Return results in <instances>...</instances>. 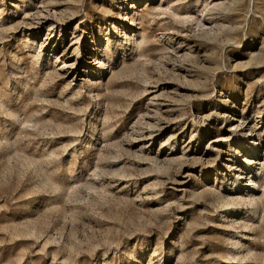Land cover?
Instances as JSON below:
<instances>
[{
	"label": "rangeland",
	"instance_id": "374dc122",
	"mask_svg": "<svg viewBox=\"0 0 264 264\" xmlns=\"http://www.w3.org/2000/svg\"><path fill=\"white\" fill-rule=\"evenodd\" d=\"M159 1L0 0V264H264V0Z\"/></svg>",
	"mask_w": 264,
	"mask_h": 264
},
{
	"label": "bare ground",
	"instance_id": "6f19581e",
	"mask_svg": "<svg viewBox=\"0 0 264 264\" xmlns=\"http://www.w3.org/2000/svg\"><path fill=\"white\" fill-rule=\"evenodd\" d=\"M134 2H136L137 3V0H134ZM160 3H159V5L158 6H156V7H154V8H151L150 10L153 12L152 14L151 13H148V14H146V15H148V16H151L150 18H151V20L149 21V23H151V22H153L154 20H157L158 22L159 21H161L162 20V18L160 19L159 18V16L160 15H163V14H166V13H169V16L171 17V22L170 23H166L165 24V22H161V24H159L161 27V29L163 30V31H168V30H173V32H171V33H174V34H176V35H178V34H180V33H183L184 31H185V29H184V26H183V24L186 22H195L194 24H196V28H198V32L199 33H202V34H206V35H208V34H210V33H214V32H217L218 30L216 29V26H209V27H205L206 26V24L205 23H201V21L199 20V19H197V18H195V17H192V16H190V15H185V16H179V14H177L176 12H174V11H172V10H170L171 8L169 7V6H166V7H162L161 6V2H163V0H160L159 1ZM136 3H134L133 4V6L131 7L132 9H134V7H135V4ZM147 3H149V2H147ZM194 6L195 7H198V5H197V3H195L194 4ZM209 6V4L207 3V2H204V5H203V8L204 9H206L207 7ZM212 8L213 9H215V6H214V4L212 5ZM201 10L199 9L197 12H196V15H198L199 16V12H200ZM125 15H126V13H125ZM137 17H139V18H144L145 17V15H143V14H140L139 16H137V15H135V14H133V15H131V17L129 18V21H131V23L132 22H135V20H138V18ZM192 17V18H191ZM123 19H127V17L126 16H124V18ZM212 21V20H211ZM211 21L210 20H208V22L207 23H210L211 24ZM140 22H141V20L139 19V24H140ZM170 24H172V26L173 27H170L169 25ZM203 27H204V29H203ZM205 29H208V30H205ZM140 35V36H139ZM138 36L140 37V39H141V41H139V42H137V40L136 39H132L131 38V35H125V41L127 42V43H130L131 45H132V51L133 50H140L141 48H142V46L144 45V43H145V37H144V35H142L140 32L138 33ZM78 54V52H76V55ZM131 55H133V56H135L136 57V61L137 60H139V58L141 57V55H140V53L139 52H137V51H135V52H131ZM57 55H55L54 57H56ZM100 61V60H99ZM61 65H63V64H61ZM101 66H104V65H101ZM65 68H69V69H72L73 68V66L71 67V66H66V64H64L63 66H61L60 67V69H65ZM70 71V70H69ZM90 70H86V72H89ZM68 73V71H65L64 72V74H67ZM90 74H92L93 72H89ZM16 118V117H15ZM246 122H245V120L244 121H241V120H239V122H238V124H237V126H236V128H238V127H240V126H243L244 124H245ZM245 126H247V125H245ZM148 133V135H151V132H147ZM142 136H144V135H142ZM254 143V141H252V144ZM145 147H142V148H140L141 150H143ZM252 149H253V153H255L254 155H255V157H256V151H255V148L256 147H251ZM253 153H252V155H253ZM152 161H155V162H157L158 161V158L157 157H155ZM251 162H252V164L254 163V161H252L251 160ZM250 161H249V163H251ZM232 167V166H231ZM237 167H239L238 168V170H237V172H240L239 174H238V180H241V179H244L246 182H245V184H247L248 183V185H245V186H247V188L249 189V191H257L258 190V188L259 187H261V185L260 184H258L257 182H255V180H256V174H254L253 172H251L250 170H249V166L248 165H246V166H238V165H236L235 166V168H237ZM263 167V164H261V168ZM230 168V167H229ZM264 183V182H263ZM247 189V190H248ZM263 193V195H264V191L262 192ZM254 197H255V195L253 194V198L252 199H249V201L251 202V201H253V199H254ZM254 205V204H253Z\"/></svg>",
	"mask_w": 264,
	"mask_h": 264
}]
</instances>
